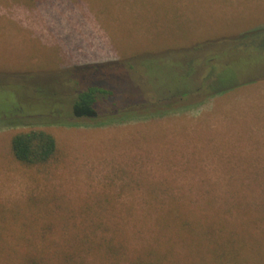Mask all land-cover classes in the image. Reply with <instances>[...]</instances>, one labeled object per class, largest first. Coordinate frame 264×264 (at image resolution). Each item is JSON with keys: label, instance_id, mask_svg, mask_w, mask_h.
<instances>
[{"label": "rangeland", "instance_id": "obj_1", "mask_svg": "<svg viewBox=\"0 0 264 264\" xmlns=\"http://www.w3.org/2000/svg\"><path fill=\"white\" fill-rule=\"evenodd\" d=\"M246 32L261 35L246 40L258 52L246 43L244 57L232 38ZM263 47L264 0H0V246L12 250L0 264H22L27 248L43 255L38 264H68L45 246L73 257L81 249L85 264H137L169 251L175 264H212L211 243L196 236L195 246L181 221L198 233L210 222L225 226L222 243L227 234L258 235ZM223 51L217 61L229 63V79L221 64L205 63L220 77L207 91L241 84L246 61L258 66L248 78H261L201 101L186 96L200 75L187 63ZM70 78L111 90L98 93L96 118L12 126L25 116L62 118L54 113L73 97ZM37 84L50 102L27 92ZM34 127L55 138L50 165L25 167L11 156L10 137Z\"/></svg>", "mask_w": 264, "mask_h": 264}, {"label": "trees", "instance_id": "obj_2", "mask_svg": "<svg viewBox=\"0 0 264 264\" xmlns=\"http://www.w3.org/2000/svg\"><path fill=\"white\" fill-rule=\"evenodd\" d=\"M260 33L258 32H246L240 34L238 37L232 38L234 42H236L234 45H237L235 50L239 51L237 54L240 55L243 54L244 57L247 52V48L245 47L246 43H250L246 41L247 39H253L254 41L260 37ZM231 41V39H230ZM216 43V42H215ZM254 42H251L250 44L253 46ZM202 45H198L195 47L196 50H200ZM229 47V46H228ZM254 47V46H253ZM238 48V49H237ZM255 48V47H254ZM234 49H230L231 52H233ZM234 50V51H235ZM254 53H257L258 50L255 48L256 51L251 49ZM260 52H264V47ZM218 52H214V54H217ZM225 51L220 53L219 55H212L209 59L205 60L204 56H198L199 58H194L195 60H190L187 63V67L191 69V74H196V72H200V75L198 77L199 82L197 84H186L188 85V89L186 91V96L196 98L198 100L194 101H201L204 100L207 97H211V95L219 94L221 92H225L234 88H237L238 86H241L243 84L247 83H252L255 80H259L261 78V74L255 73L251 78H248L249 73H253L257 70V64H255L254 61H246L245 65L242 67V71L245 73L247 76L246 78H243L241 84H235L232 86L226 87V90L222 89L217 92H212V91H207L208 86L210 85H215V83L220 80V77L217 74V79L214 77H211L204 71H206V64L207 66L214 65L216 63H219L217 61V58L221 57ZM260 54V53H259ZM258 54V55H259ZM226 56V55H225ZM242 58V57H241ZM197 62L198 65L197 67L193 66L191 68L192 63ZM190 63V64H189ZM206 63V64H205ZM221 64V63H219ZM228 64H221L222 69L220 70L224 72V76L221 78L222 80H227L229 79L228 74L226 71L228 70ZM186 72L189 73V69H186ZM231 72H229L230 75ZM234 74V73H233ZM237 74V72H236ZM232 76V75H231ZM180 79L179 81L181 83H185L186 80L188 81L189 77L186 78L185 74L182 73L181 76H179ZM78 79V77L76 78ZM201 79V80H200ZM68 85H72L75 87V90L71 88L73 91V97L65 98L64 100L59 99L61 104L58 109L57 113L55 112L54 114H61L62 118L56 117V118H51L48 116L47 118H38L37 116H30V117H20L19 119L16 120L15 124L17 126H43V125H72L70 120L72 119H87V120H93L94 118L97 117V98H98V93L102 94H108V95H113L111 90H102L100 87L96 85H85L82 86L80 82H76L74 78H70L67 80ZM79 85V86H78ZM27 87V92L28 93H34L35 96H38L40 98L39 102L42 103H48L52 100V96L49 95L46 90L42 87V85L37 84L35 86H26ZM29 87V90H28ZM57 96V94H55ZM198 95V97H197ZM58 97H54V100H57ZM32 100V99H30ZM182 103L181 100H178V104ZM182 106H185L182 105ZM67 109V114L63 115V111ZM12 113L14 111H11ZM16 113V112H15ZM14 114V116H16ZM9 148H10V153L13 159L19 163L21 166L25 167H33V166H47L50 165L53 161L57 159L59 156V150L55 141L54 136L49 133L46 130H43L41 128H28V129H22L21 131H18L14 133L10 139H9ZM178 217V216H177ZM164 219H160V221H163ZM263 224H261L262 228L259 230L258 235H254L251 232L245 236L242 235L238 236L235 234H227L225 242L222 243L221 240V231L225 226H221L217 222H210L207 223V225L201 227V233H198L196 230L190 226V224L187 221H181L179 223L180 227L183 229L186 227H189L187 230L189 233V236L193 239L196 240L197 237H201L203 240L208 241L211 243L210 250L209 252L212 253L213 255V263L212 264H264V220L262 221ZM236 234H239L237 232ZM199 237V238H200ZM197 241V240H196ZM4 242L7 244V239L6 236L4 238ZM195 246H199V242H194L193 243ZM0 254L4 253L6 254V250L11 252V248L5 249L4 247L6 246H0ZM3 247V248H2ZM107 252H111L112 246H105ZM96 248H100V246H94V247H86L87 252H91L94 250H98ZM53 249V253L55 254H60L63 256V261L64 263L68 264H85V262L82 261L81 259V253L83 250L78 249V252H80V261L75 259V257L78 256V252L75 253V256L73 257L71 253H61L62 251H58L56 248H50L48 246H45L41 249L43 251L42 253L45 254L46 252H51ZM15 253V252H14ZM156 254V253H155ZM155 254L153 252H148L145 254V256L150 255L152 257H155ZM170 251L168 252L167 256L166 255H157L155 257L156 260L153 259H143L137 257L136 258V263L137 264H156L155 261H158L159 263L163 264L164 262H169L171 261L170 264H175L172 262L173 258L170 257ZM21 257H23V262L21 261L22 264H38L39 263V258L44 259L43 255L39 254L38 255V249L37 248H27V251L20 253ZM6 256H8L6 254ZM69 261H71L69 263Z\"/></svg>", "mask_w": 264, "mask_h": 264}]
</instances>
